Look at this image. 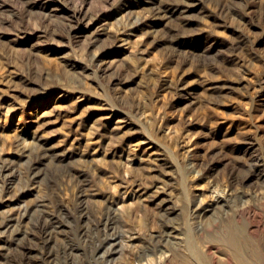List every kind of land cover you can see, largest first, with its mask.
Here are the masks:
<instances>
[{"label": "rangeland", "instance_id": "374dc122", "mask_svg": "<svg viewBox=\"0 0 264 264\" xmlns=\"http://www.w3.org/2000/svg\"><path fill=\"white\" fill-rule=\"evenodd\" d=\"M132 120L138 128L125 127ZM32 133L53 152L28 180L37 150L24 159L15 146ZM0 153L14 173L0 201L23 191L17 207L60 191L70 208L53 213L51 243L40 239L39 210L0 231V264L105 263L114 231H98L92 211L78 221L71 169L88 171L81 201L91 210L105 207L119 175L147 186L129 192L135 203L157 184L177 205L184 174L206 201L210 180L264 192V0H0ZM189 154L196 170L207 167L203 180L185 171ZM263 201L255 199L262 214Z\"/></svg>", "mask_w": 264, "mask_h": 264}, {"label": "bare ground", "instance_id": "6f19581e", "mask_svg": "<svg viewBox=\"0 0 264 264\" xmlns=\"http://www.w3.org/2000/svg\"><path fill=\"white\" fill-rule=\"evenodd\" d=\"M150 2H152V1H150ZM166 15H167V13H166ZM123 17H124V15H123ZM123 20H125V19L123 18ZM167 22H168V20H167ZM113 27H115V26H113ZM115 38H117V37H115ZM78 98H80V97H78ZM80 99H82V97ZM128 121H125L126 122L125 127L130 126L131 129L132 128L135 129V128L139 127V125L135 121H133V120L131 122H128ZM118 127H121V125ZM122 128H123V126H122ZM140 131L135 130L134 132L138 133ZM124 132L126 133V131H124ZM134 132H132V133H134ZM121 133H123V132H121ZM124 135H123V137H124ZM42 136H39L36 133H32V137H31L30 141L28 140L27 136H21L17 140L18 142H17V145L15 146L18 148L20 156L24 157V159L30 158L31 155H33V152H35V150H37L36 151L37 154L35 155L36 158L31 160L30 165L28 167L27 174H24V176L26 175L25 177H27L28 180H34L36 178L35 177L36 175L34 174V171L36 170L35 169L36 165L38 164V162L42 161L43 158H46V159H47V157L49 158V156L52 155V154L50 155V153L53 152L51 149L52 145L50 148L48 146V144L43 141L44 136L43 137ZM125 137H126V140L130 139L132 137V134L131 135L126 134ZM16 138H18V137H16ZM146 138L150 141V143L154 144V148H156V145L158 146V144L153 140L155 137L151 138V136H150V137H146ZM156 141H158V140H156ZM120 142H122V141H120ZM14 144H16V143H14ZM164 145H166V144H164ZM165 147H167V146H165ZM111 149L112 148H110V150ZM15 151H16V149H15ZM189 151H191V150H188V152ZM58 153H56V154H58ZM56 154L53 156H58ZM113 154H114V152H113ZM161 154H162V150H161ZM168 154L169 153L166 151L162 155H157L158 156L157 159L162 160V163H163V161L166 160V157L161 158V156H167L168 157ZM262 155H263V153H262ZM81 156L84 157V154H82ZM1 157H2V155L0 153V193L3 194V193L8 191V190H6V188H7L8 184L10 182H12V179L14 178V173H13V171L9 172L11 170V166H12V165H10L11 162H10V164L7 163L6 161H3L4 163H2ZM82 157H81V161H82ZM186 157H187L186 158L187 160L184 159V161H186V162L188 161L187 164H185V165H187V167L185 165H183L184 163L183 164L179 163V164L185 166L186 167L185 171L188 172V170H189L190 171L189 174L194 173L195 177H197V179L203 180V177L206 173L205 170L207 169V167H204V168H206V169L203 168L204 170H201L202 168H200V170L199 169L196 170L195 169L196 165L194 166L195 162L192 163V160H191L192 155L189 154ZM170 158H171V156H170ZM8 159H9V157H8ZM53 159L55 161V157L54 158L52 157V161H53ZM95 159L96 160L98 159L99 163H102L104 161V157H100V155H97V157H95ZM154 159H156V157ZM173 160H174V158H173ZM61 161H62V159H61ZM78 161H80V160H78ZM82 162H84V161H82ZM87 163H89V162H87ZM104 163L105 162H103V164ZM161 164L158 163V166L160 167ZM177 166L178 165L175 164L176 168H178ZM250 168H251V165H250ZM159 169H161V168H159ZM250 172H254V173L257 172V168L254 170H250ZM88 175L89 174H88V171L86 169H84V168L79 169L78 168L75 170L71 169V171L69 172L67 177H69L70 182H72V184L74 185V187L77 191V194H76V201L77 202L74 206V210H75L76 214L78 215V217H77L78 221H80L82 223V221L84 219H86L87 214L90 211H92L93 216L95 218L94 219V221H95L94 225H96V228L98 229V231H108V232L114 231L113 233L107 235V237L104 236L105 237L104 243L109 244L108 249L103 253V255H100V257L102 256L101 259L105 262L104 264H264V221L262 218H259V214H262V213L257 212V208H256L257 206L255 207V203H257V202H255V199H257L259 201L261 200V202H262L264 200V192L259 191V190H258L259 191L258 192L256 190L253 193L251 192V194H250V193L244 192L246 190H239L238 188H237L238 190L236 189L237 191H234V189H232L231 186L229 187V186L225 185V187H223V185L219 184L215 180H210L206 184L207 185L206 186L207 187L206 192H209L208 194H210V195H208L209 196L208 201H206L204 199L206 197L205 196L206 193L205 194H199L196 197L195 196L193 197V193H191L190 189L187 186V184H189V183L186 184V182H188V180H187L188 178L184 174L182 176L179 175L182 177V182H181L182 191L180 188L181 201L182 202L180 201L177 204L179 207L177 205H174L172 202V199H170L168 197L169 193L167 192V189H165V187H160L157 184L154 185V186H156L155 187L156 189L154 191L150 192V194L146 197L147 198L146 201L144 200L147 203L142 201L141 200L142 198H140V200L142 202L135 203L131 199L132 197L131 198L129 197V194H131L129 192L136 191V190H134V188L139 187V189H137V191L141 190L140 192L145 193V191L143 189H146L147 186H143L142 184H135L134 182L133 183L131 182L132 184H129L130 183V182H128L129 180L127 181V179L124 176L119 175V179H120L121 183L119 182V183H117V185L115 184L114 188L116 190L113 194L110 193L111 195L108 196V202L105 201V202H107L105 204V207L97 208L95 210L94 209L91 210L90 207L84 205V203L82 205V201H81V199L84 198L81 194H82V192H84V190H86V187L90 183V181H88ZM176 177H177V175H176ZM179 178H178V180H179ZM114 180H115V178H114ZM15 181H16V179H15ZM138 182H139V180H138ZM157 183H158V180H157ZM148 185H150V184H148ZM12 187H13V184H12ZM130 188H131V190H130ZM11 192L8 193L9 196H7V198L5 197L6 199L3 198L0 201V208L1 207L4 208V210L0 211V231H2V232L14 231V227L21 223L22 218H24L26 215L30 216V213H34L35 211L39 210L41 212V214L43 215V219L41 217L42 220L39 224L40 234H41L40 239L43 241L42 242L43 244L44 243H51L53 241L52 240L53 235L51 232H49L50 228L52 227V228L56 229V227H55L56 223H60V222L54 221L55 217L53 215H55V214H53V213H56L60 210L67 211L70 209V208H68L67 204L65 203V201H64L65 199L63 200L61 198L60 191H56L55 193H52V195L50 196L51 199H47V196H42V194L40 197H35V198L31 197L30 200L25 201L23 204H21L17 207H12V206L14 204L16 205V203L20 202L21 196L24 195L23 191L18 192V194L16 196H15V194H14V196H10ZM44 193H46V192H44ZM141 195H142V193H141ZM179 195L180 194H178V196ZM103 196H104V194H103ZM202 196H205V197L202 198ZM1 197H4V196H1ZM24 200H26V199H24ZM20 203H22V202H20ZM180 203H182L181 206L179 205ZM67 214H69V213H67ZM262 215H260V216H262ZM178 216L182 217L183 220L185 219L181 225L173 222V221H175L174 218L178 217ZM87 218H88V216H87ZM81 225L78 226L79 227L78 231L80 232V234L81 233L84 234L83 229L85 227L81 226ZM89 225H90V223H89ZM118 228H119V232H115V230ZM36 230H34V231H36ZM53 231H57V229L53 230ZM58 231H59V229H58ZM172 231H174L175 234L171 233L172 234L171 235L170 232H172ZM53 233L55 234V232H53ZM11 236H12V233H11ZM55 237H56V235H55ZM87 238H85V239H87ZM1 239H2V236H1ZM82 239H84V238H82ZM58 241H59V238H58L57 242ZM34 245H35V243H34ZM33 246H31V247H33ZM22 254H23V252H22ZM44 256H46V255H44ZM92 256H94V255H92ZM100 257H99V259H100ZM31 258H32V256H31ZM40 262H42V261H40ZM92 263H93V261H92ZM82 264H85V263L83 262ZM87 264H89V262H87Z\"/></svg>", "mask_w": 264, "mask_h": 264}]
</instances>
